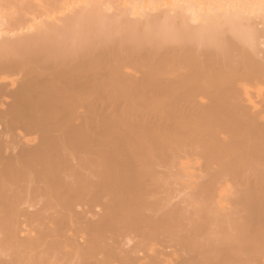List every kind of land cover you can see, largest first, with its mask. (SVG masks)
<instances>
[{"label":"bare ground","instance_id":"6f19581e","mask_svg":"<svg viewBox=\"0 0 264 264\" xmlns=\"http://www.w3.org/2000/svg\"><path fill=\"white\" fill-rule=\"evenodd\" d=\"M8 1L0 261L264 264L260 0Z\"/></svg>","mask_w":264,"mask_h":264},{"label":"rangeland","instance_id":"374dc122","mask_svg":"<svg viewBox=\"0 0 264 264\" xmlns=\"http://www.w3.org/2000/svg\"><path fill=\"white\" fill-rule=\"evenodd\" d=\"M30 1V2H29ZM40 1V2H39ZM56 2V1H61V0H35V1H31V0H23V2H22V0H18V1H16V0H9L8 2H7V4L6 5H4V6H2V7H4V12H8V11H10L9 12V15L10 14H13V13H15V8H17L18 7V9H16V11L17 10H19V9H21V7H19V4L21 5V4H24V5H28L27 7H22V9H24L25 8V10H23V11H25V12H27L29 15H32L31 14V12L33 11V12H35V10H34V7H35V4L36 3H44V2ZM19 2V3H18ZM22 2V3H21ZM32 3H33V6H32ZM68 3H71V2H68ZM10 4V5H9ZM16 4V5H15ZM10 6V7H9ZM17 6V7H16ZM30 7V8H29ZM8 8V9H7ZM58 10H60V9H57L56 11H58ZM55 11V12H56ZM2 15H3V13H2ZM9 15H7V16H9ZM11 16V15H10ZM9 16V17H10ZM3 17V16H2ZM2 17H0L1 19L0 20H2L3 21V19H2ZM5 17H6V14H5ZM1 21V22H2ZM23 27V25H15V29H13V30H15V32L13 31V33H16V29H17V31L19 32V29L20 28H22ZM6 32H8V33H10L11 31L9 30V29H7V28H5L4 29ZM3 30V31H4ZM9 30V31H8ZM24 30V29H23ZM5 31H4V33H5ZM8 33H6V35H9ZM12 34V32L10 33V35ZM17 34V33H16ZM50 41V42H49ZM49 41H47V43L46 42H44V41H38L36 44H34V46L32 47H29V48H32L33 50H34V52H38V49L41 47V46H44V48H47L48 50H49V52H52V50H53V52H60V54L61 53H63L64 51H65V49L63 48L64 47V43L62 44L59 40H49ZM55 42V44H54V42ZM46 44V45H45ZM58 44H61V45H59L58 46ZM55 46V47H54ZM60 47V48H59ZM63 48V49H62ZM26 49H28V48H26ZM26 49L24 50H22L23 52H25L26 51ZM62 49V50H61ZM58 50V51H57ZM64 50V51H63ZM21 51V52H22ZM15 52V51H14ZM22 52V53H23ZM66 52V51H65ZM20 54V52H17L16 51V54L14 53L13 55H16V56H19V57H22V56H20L19 55ZM0 130H2V126L0 125ZM176 200H178V198H176ZM130 244V243H129ZM126 246H128V242H127V244H125Z\"/></svg>","mask_w":264,"mask_h":264},{"label":"snow or ice","instance_id":"6c2138e0","mask_svg":"<svg viewBox=\"0 0 264 264\" xmlns=\"http://www.w3.org/2000/svg\"><path fill=\"white\" fill-rule=\"evenodd\" d=\"M28 5H24L21 4L19 5V7H27ZM245 5H233V4H226V5H219V7L221 9L223 8H228L231 9L233 7H244ZM85 7H87V5H85ZM259 9H260V13L261 15H264V0H260V3L258 5ZM0 264H57V262L55 261H36L33 259H27V258H22L19 260H7V261H0ZM241 264H243V262H241Z\"/></svg>","mask_w":264,"mask_h":264}]
</instances>
